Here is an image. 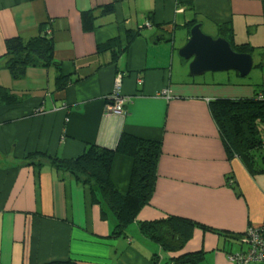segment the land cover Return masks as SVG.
<instances>
[{"label":"crops","instance_id":"crops-1","mask_svg":"<svg viewBox=\"0 0 264 264\" xmlns=\"http://www.w3.org/2000/svg\"><path fill=\"white\" fill-rule=\"evenodd\" d=\"M113 1L0 0V57L7 39L33 38L46 25L59 64L29 68L16 80L0 62V86L13 95L0 102V264H168L197 251L206 253L202 264L214 254L215 264H237L228 256L237 245L218 233L196 229L183 251L167 254L139 226L168 215L235 234L264 226V174L227 158L209 112L216 98L251 96L249 86L264 97V66L256 68L255 84L239 81L236 72L193 76L178 54L190 38L186 25L198 20L214 39L223 37L217 27L229 24L235 43L255 47L257 64H264V0H117L112 14L100 16L99 7ZM89 10L97 18L93 32L81 23ZM137 28L141 35L116 62L110 52L97 53V45L114 38L124 45L126 32ZM59 67L70 79L62 91ZM119 73L129 102L117 115L105 106ZM124 133L161 142L162 155L151 203L115 238L116 219L104 203L69 176L51 168L37 173L27 157L74 158L88 144L114 148ZM131 171L132 161L117 155L110 175L119 192L128 191Z\"/></svg>","mask_w":264,"mask_h":264},{"label":"trees","instance_id":"trees-1","mask_svg":"<svg viewBox=\"0 0 264 264\" xmlns=\"http://www.w3.org/2000/svg\"><path fill=\"white\" fill-rule=\"evenodd\" d=\"M116 3L117 0H114L99 7L100 16L112 14ZM151 16L150 14L148 16L149 22L152 21ZM96 19L93 10L83 12L81 14L83 30L93 32ZM198 23V20H193L186 27L191 31ZM217 29L235 52L253 56L256 51L255 47L249 44H236L233 29L229 24L220 25ZM142 30L143 28H137L135 31L128 30L124 45L118 38L97 45V53L110 52L111 62H116L127 52L133 41L141 35ZM54 52V42L47 33L46 25H40L39 34L33 38L13 37L7 39L5 52L0 57V62H4L5 69L13 79L17 80L22 79L29 68L59 66L54 62ZM263 66L262 63L254 64L253 68H263ZM69 80L62 74L59 67L56 90H64ZM254 87L256 94L251 98H216L211 100L209 112L217 127L227 158L240 159L251 174H264V97L259 96L258 86ZM12 96L6 88L0 86V102H12ZM15 102L13 103L15 104ZM161 145L159 141L124 133L114 148L88 144L83 153L74 158L67 159L35 152L30 153L27 159L36 168L37 173L44 168H51L61 177L69 176L87 188L93 202L104 203L114 214L116 225L113 236L117 238L126 235V228L135 222L141 210L151 203L156 190L158 164L162 155ZM117 155L125 156L132 161L129 188L125 193L119 192L110 175L111 165ZM139 229L145 238L159 245L164 253L170 254L183 251L196 229L218 233L227 241H234L237 250L228 253V256L244 253L248 247L243 244L247 232L235 234L216 231L193 219L175 215L142 222ZM205 255L204 251L182 253L172 257L168 264H202ZM49 264H76V262L68 260Z\"/></svg>","mask_w":264,"mask_h":264},{"label":"water","instance_id":"water-1","mask_svg":"<svg viewBox=\"0 0 264 264\" xmlns=\"http://www.w3.org/2000/svg\"><path fill=\"white\" fill-rule=\"evenodd\" d=\"M178 54L181 59L190 62V74L193 76L236 72L240 78H245L253 69L252 55L235 52L222 37L214 39L205 35L201 24L191 29L188 42Z\"/></svg>","mask_w":264,"mask_h":264},{"label":"built area","instance_id":"built-area-1","mask_svg":"<svg viewBox=\"0 0 264 264\" xmlns=\"http://www.w3.org/2000/svg\"><path fill=\"white\" fill-rule=\"evenodd\" d=\"M47 33L50 30L47 29ZM124 74H118L114 82V102L111 98L108 100L105 110L113 114H122L125 112L129 97H125L121 94L122 83ZM167 99L170 97L166 91L161 93ZM243 244L247 245L246 251L239 255H230L229 259L237 264H250L264 262V226L251 227L246 233V237L243 239Z\"/></svg>","mask_w":264,"mask_h":264},{"label":"rangeland","instance_id":"rangeland-1","mask_svg":"<svg viewBox=\"0 0 264 264\" xmlns=\"http://www.w3.org/2000/svg\"><path fill=\"white\" fill-rule=\"evenodd\" d=\"M245 44V43H244ZM257 62H258V51H256L255 53H254V55H253V63H255V64H257ZM260 70H257V69H253L252 71H251V73L247 76V77H245V78H238L239 79V81H243V82H249V83H257L256 82V78H257V76L259 75V72ZM119 74H122V73H119ZM236 75L235 74V72H228V73H216L215 74V76L217 75L218 77L219 76H225V75ZM118 75V74H117ZM116 75V76H117ZM123 75V74H122ZM212 75L213 74H207V78H209V77H212ZM203 77V76H202ZM225 90H227V91H229L228 90V88H224ZM244 89H249V91H250V95L251 96H249V97H247V98H251L252 96H254L255 94H256V92H255V87L254 86H249L248 88H244ZM253 94V95H252ZM260 226H262V225H260ZM255 227H258V226H255ZM247 246V245H246ZM242 248V247H241ZM168 254V253H167ZM211 254H209L208 256H210ZM208 261H209V264H215L216 263V256H215V254H214V257H213V259H208Z\"/></svg>","mask_w":264,"mask_h":264},{"label":"bare ground","instance_id":"bare-ground-1","mask_svg":"<svg viewBox=\"0 0 264 264\" xmlns=\"http://www.w3.org/2000/svg\"><path fill=\"white\" fill-rule=\"evenodd\" d=\"M253 67H254V63H253ZM254 69V68H253ZM252 69V70H253ZM115 90V89H114ZM111 101L114 102V93L111 95ZM123 114V113H122Z\"/></svg>","mask_w":264,"mask_h":264}]
</instances>
